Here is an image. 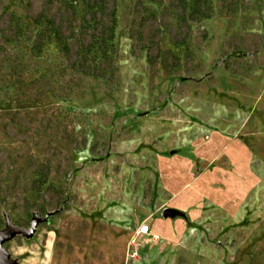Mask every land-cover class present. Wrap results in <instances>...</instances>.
Segmentation results:
<instances>
[{
  "label": "rangeland",
  "instance_id": "1",
  "mask_svg": "<svg viewBox=\"0 0 264 264\" xmlns=\"http://www.w3.org/2000/svg\"><path fill=\"white\" fill-rule=\"evenodd\" d=\"M206 2L110 0L105 57L82 0H0L8 264H264V0Z\"/></svg>",
  "mask_w": 264,
  "mask_h": 264
},
{
  "label": "trees",
  "instance_id": "2",
  "mask_svg": "<svg viewBox=\"0 0 264 264\" xmlns=\"http://www.w3.org/2000/svg\"><path fill=\"white\" fill-rule=\"evenodd\" d=\"M83 2V7L84 10L88 13H100L102 15H108L109 17L111 16V24L107 28L109 31L107 35H104L100 38V47L103 50V54L105 57H108L109 55L107 54L108 49L112 50L113 43L109 42V40L113 39L114 37V29H115V23H116V18H115V6L114 3L110 5V0H82ZM190 14L193 18H202V17H207L210 15V5L206 2V0H192V6L190 10ZM42 16H46V13L39 14L36 18L42 22L40 18ZM52 26L54 27L55 30V36L57 40L61 43V48L68 52L69 51V44L67 43L66 40L62 38L61 34V24H56L54 19L49 18L47 20ZM102 44V45H101ZM111 47V48H110ZM84 72H90L87 67L84 65L81 67Z\"/></svg>",
  "mask_w": 264,
  "mask_h": 264
},
{
  "label": "water",
  "instance_id": "3",
  "mask_svg": "<svg viewBox=\"0 0 264 264\" xmlns=\"http://www.w3.org/2000/svg\"><path fill=\"white\" fill-rule=\"evenodd\" d=\"M165 212L168 213V209H166ZM21 231L22 229L13 228V229H9L8 231H4L3 233L0 234V264H8L10 262V259L8 257V252L2 244L4 239L12 233L21 232Z\"/></svg>",
  "mask_w": 264,
  "mask_h": 264
},
{
  "label": "bare ground",
  "instance_id": "4",
  "mask_svg": "<svg viewBox=\"0 0 264 264\" xmlns=\"http://www.w3.org/2000/svg\"><path fill=\"white\" fill-rule=\"evenodd\" d=\"M171 234H175V230H171ZM165 242V241H164Z\"/></svg>",
  "mask_w": 264,
  "mask_h": 264
},
{
  "label": "built area",
  "instance_id": "5",
  "mask_svg": "<svg viewBox=\"0 0 264 264\" xmlns=\"http://www.w3.org/2000/svg\"><path fill=\"white\" fill-rule=\"evenodd\" d=\"M144 230V229H143ZM160 240V239H159ZM165 241V239H162V241L161 242H164Z\"/></svg>",
  "mask_w": 264,
  "mask_h": 264
}]
</instances>
